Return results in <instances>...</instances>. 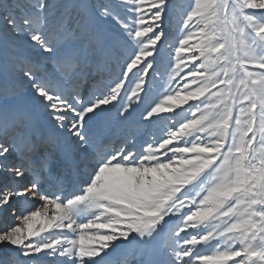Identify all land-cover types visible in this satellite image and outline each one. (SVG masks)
Returning <instances> with one entry per match:
<instances>
[{"label": "snow or ice", "instance_id": "6c2138e0", "mask_svg": "<svg viewBox=\"0 0 264 264\" xmlns=\"http://www.w3.org/2000/svg\"><path fill=\"white\" fill-rule=\"evenodd\" d=\"M0 264H264V0H0Z\"/></svg>", "mask_w": 264, "mask_h": 264}, {"label": "rangeland", "instance_id": "374dc122", "mask_svg": "<svg viewBox=\"0 0 264 264\" xmlns=\"http://www.w3.org/2000/svg\"><path fill=\"white\" fill-rule=\"evenodd\" d=\"M175 2L179 5V4H186L188 2V0H175ZM163 55V54H162ZM161 61L162 62H166L164 56L161 57Z\"/></svg>", "mask_w": 264, "mask_h": 264}, {"label": "trees", "instance_id": "16d2710c", "mask_svg": "<svg viewBox=\"0 0 264 264\" xmlns=\"http://www.w3.org/2000/svg\"><path fill=\"white\" fill-rule=\"evenodd\" d=\"M164 56V55H163ZM164 58H165V56H164Z\"/></svg>", "mask_w": 264, "mask_h": 264}]
</instances>
